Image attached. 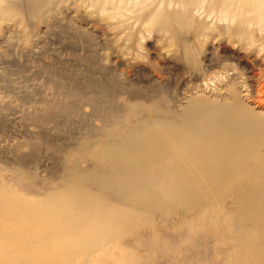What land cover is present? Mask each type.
<instances>
[{
    "label": "rangeland",
    "instance_id": "374dc122",
    "mask_svg": "<svg viewBox=\"0 0 264 264\" xmlns=\"http://www.w3.org/2000/svg\"><path fill=\"white\" fill-rule=\"evenodd\" d=\"M115 2L102 8L80 0H0V179L7 193L35 197L50 188L63 196L69 166L83 173L106 166L85 149L118 140L120 129L179 115L190 99L223 102L229 84L264 111V28L253 44L230 31L197 39L174 13L193 24L201 12L192 0ZM184 44L203 70L187 64ZM126 187L113 193L126 195ZM242 188L235 183L189 204L152 187L159 205L149 218H128L121 236L100 239L69 264H237L236 247L253 240L250 223L240 243L229 225L238 224Z\"/></svg>",
    "mask_w": 264,
    "mask_h": 264
},
{
    "label": "bare ground",
    "instance_id": "6f19581e",
    "mask_svg": "<svg viewBox=\"0 0 264 264\" xmlns=\"http://www.w3.org/2000/svg\"><path fill=\"white\" fill-rule=\"evenodd\" d=\"M80 1L102 8L116 4L115 0ZM190 3L201 17L185 25L181 10H176L175 19L184 20L178 22L184 32L191 30L197 39L213 30L230 31L248 44L263 38L264 0ZM213 15L215 21L228 22L217 24ZM181 47L187 64L203 70L192 46ZM233 85H228L231 97L223 102L214 99L205 105L190 99L179 115L120 129L118 140L85 149L106 166L89 173L69 166L63 196L50 188L35 197L7 193L8 186L0 179V264H69L77 253L94 249L100 239L112 242L121 236L128 218H149L159 205L149 194L152 187L175 192L178 201L194 204L206 193H222L235 183L243 185L233 215L239 221L234 226L228 218L229 225L236 227L234 239L239 243L244 239L243 224L250 223L253 234V240L236 247L237 264L251 259L264 264V111L241 101ZM123 184L126 195L114 194L115 187ZM217 207L213 206L214 212ZM128 254L131 257V251Z\"/></svg>",
    "mask_w": 264,
    "mask_h": 264
}]
</instances>
